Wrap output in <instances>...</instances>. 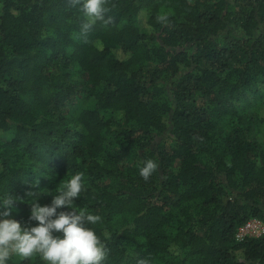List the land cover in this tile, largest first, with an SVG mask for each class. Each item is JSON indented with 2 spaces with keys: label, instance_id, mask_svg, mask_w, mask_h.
I'll use <instances>...</instances> for the list:
<instances>
[{
  "label": "trees",
  "instance_id": "obj_1",
  "mask_svg": "<svg viewBox=\"0 0 264 264\" xmlns=\"http://www.w3.org/2000/svg\"><path fill=\"white\" fill-rule=\"evenodd\" d=\"M0 0V196L75 173L104 264H264V0ZM161 17H166L161 20ZM159 168L144 181L139 167ZM66 208L58 211H67ZM8 264H46L38 255Z\"/></svg>",
  "mask_w": 264,
  "mask_h": 264
},
{
  "label": "clouds",
  "instance_id": "obj_2",
  "mask_svg": "<svg viewBox=\"0 0 264 264\" xmlns=\"http://www.w3.org/2000/svg\"><path fill=\"white\" fill-rule=\"evenodd\" d=\"M73 3L80 4L90 18L83 25L84 33L96 20L104 18L105 0H73ZM158 168L157 161L144 160L139 175L147 181ZM84 188L83 173H75L62 184L49 204H40L38 193L29 191L26 194H31L29 221H34V225H22L12 218L16 200L11 194L0 196V264H8L13 256L29 259L37 255L46 264H104L106 247L88 226L100 222L101 217L74 208V199L80 197ZM61 208L68 210L58 211Z\"/></svg>",
  "mask_w": 264,
  "mask_h": 264
},
{
  "label": "built area",
  "instance_id": "obj_3",
  "mask_svg": "<svg viewBox=\"0 0 264 264\" xmlns=\"http://www.w3.org/2000/svg\"><path fill=\"white\" fill-rule=\"evenodd\" d=\"M264 235V221L258 218H250L240 226L235 232V238L238 241L245 237H259Z\"/></svg>",
  "mask_w": 264,
  "mask_h": 264
}]
</instances>
